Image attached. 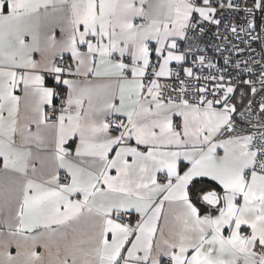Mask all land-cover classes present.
<instances>
[{"label":"snow or ice","instance_id":"snow-or-ice-1","mask_svg":"<svg viewBox=\"0 0 264 264\" xmlns=\"http://www.w3.org/2000/svg\"><path fill=\"white\" fill-rule=\"evenodd\" d=\"M0 264H264V0H0Z\"/></svg>","mask_w":264,"mask_h":264}]
</instances>
